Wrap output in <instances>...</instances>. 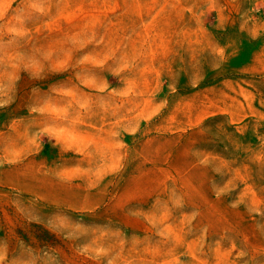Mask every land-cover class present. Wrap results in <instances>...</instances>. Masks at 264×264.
Segmentation results:
<instances>
[{"label":"rangeland","instance_id":"rangeland-1","mask_svg":"<svg viewBox=\"0 0 264 264\" xmlns=\"http://www.w3.org/2000/svg\"><path fill=\"white\" fill-rule=\"evenodd\" d=\"M0 264H264V0H0Z\"/></svg>","mask_w":264,"mask_h":264}]
</instances>
